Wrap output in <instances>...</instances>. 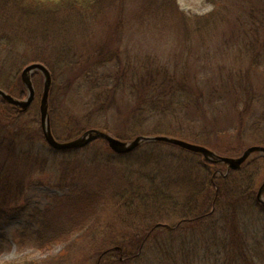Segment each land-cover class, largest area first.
Here are the masks:
<instances>
[{"label": "trees", "instance_id": "16d2710c", "mask_svg": "<svg viewBox=\"0 0 264 264\" xmlns=\"http://www.w3.org/2000/svg\"><path fill=\"white\" fill-rule=\"evenodd\" d=\"M207 2L212 4L211 10L195 13L184 10L178 0H0V42L3 41L0 47L17 51L14 40H21L29 47L21 54L19 52L20 55L17 51L21 64L41 61L51 69L54 81L50 109L61 101L58 102L60 112L69 118V122L80 120L78 126L81 115H84L92 120L90 125L93 127L131 139L139 133L117 129L108 117L163 119L171 115V118L178 119L179 113L172 104L180 106L182 98H186V107L202 108L206 94L199 81L191 78V73L175 77L152 52L135 50L138 53L135 55L133 46L127 44L128 35L134 36L133 39L141 37L152 41L168 39L180 48L168 54V62L175 57L181 64L195 39L205 44L208 50L211 46V52L215 54L227 49L237 58L246 52L252 66L264 71V0ZM48 52L49 57H44ZM217 65L208 94L211 95V104L214 100L217 102L216 96L221 94L219 102L226 104L225 107L229 101H224L227 98L224 96H234L229 106L238 112L239 123L229 133L228 140L232 139L227 142L224 155L237 156L245 150V141H253L254 135L264 129V88L260 90L251 83L250 71L242 73L239 66L227 71L229 78L226 80L221 64ZM56 69L58 72L67 71V77L60 79L62 83L58 82ZM216 76L217 80L214 79ZM42 79L41 73L34 75L37 88L42 86ZM18 81L21 84L19 90L4 89L23 98L27 90L21 77ZM77 95L83 104L81 109L76 107ZM246 95L248 100L245 101ZM63 101L71 110H62ZM0 106V121H4L0 126L1 228L4 221L18 215L22 209L20 195L31 167L34 168L38 161L51 164L56 158L73 163L74 155L82 148L58 150L48 145L47 154L50 156L40 157L34 150L37 134L44 137L42 129L36 132L20 124L24 112L1 96ZM254 108L255 112L251 114ZM247 111L252 118L245 128ZM188 124L193 125L191 129L194 130L199 122L192 120ZM208 127L211 125L200 127L202 132L190 133V130L186 135H179L180 132L175 135L200 141V135L206 132L222 134L221 130ZM183 128L182 125L181 132H185ZM153 130L147 132L156 133ZM92 143L94 152L87 164L94 168L83 169L85 173L97 170L105 173L113 162L127 158L130 165H126L122 173L129 174L131 167L133 172L144 176L147 185L144 184L143 189L148 187V192L143 194L141 186L138 190L133 186L125 189L114 186L112 190L107 177L102 180L105 185L93 187L88 180L74 175L75 166L67 165L65 175L69 190L51 197L35 222L38 226L32 236L41 250L67 244L81 233L76 236L81 248H98L94 264H201L203 261H211V264H264V205L257 197L256 186L264 155H254L255 152L239 169H228L225 163L210 161L201 153L162 141L143 143L124 154L114 152L103 138ZM254 143L264 145V138L256 139ZM162 144L178 149L170 150V154L164 157L156 152ZM134 162L140 167L134 168ZM199 179H203L200 184L197 183ZM175 183L182 190L178 195L179 213L182 214L179 222H186L182 231L179 223L167 227L158 225L160 219H153V216L167 212L171 205L177 208L178 203L171 191ZM103 191H109V194H103ZM113 199H117L120 204L117 207L126 213L117 219V229L112 223L104 224V218L98 214L104 212V207L107 208ZM136 199L141 205H135ZM157 202L161 205H156ZM138 216H141V223L146 218L151 219L140 227L141 223L136 222ZM162 229L181 232L178 242L173 243L171 239L166 243L159 238L157 231ZM66 248L72 251V246L67 245L55 258L57 264H64L62 259L68 254Z\"/></svg>", "mask_w": 264, "mask_h": 264}, {"label": "rangeland", "instance_id": "374dc122", "mask_svg": "<svg viewBox=\"0 0 264 264\" xmlns=\"http://www.w3.org/2000/svg\"><path fill=\"white\" fill-rule=\"evenodd\" d=\"M180 6L184 10H189L195 13H204L212 8V4L207 2V0H178ZM249 1V0H246ZM128 32V30H127ZM132 35H128L127 44L130 46H133L132 52L136 55L138 53L135 52H144L150 51L153 54L157 55L159 59L162 60L163 63H165V67L168 68V70L175 74V77H179V74H189L193 75L191 78L196 82L199 81V83L204 87V91L206 94L205 102L203 103L202 108H196L194 106L186 107L184 105L186 98H182V104L180 106H176L172 104V107L178 111L179 117L178 119L174 116L168 115L165 117H162L163 119H147L141 118L138 119L136 117H129V118H120L118 113L116 112V115L118 117H108L111 119L112 123H115V127L119 130L124 129H131L130 131H135L139 133V135H153V134H169L175 137L176 132H180V134H187L186 132H190L191 127L193 125L188 124L190 121H197L199 122V125H196L197 129L192 130L190 133L195 132H202V128L206 126V124L211 125V128L216 130H221L222 134L219 133H213V132H206L205 135H200V141H194L193 139H186L188 141L210 146L215 152H217L220 155H224L226 149L227 142L229 143L232 138L228 140L229 133H232L238 122V116L237 111L233 108H231L230 103L232 100L234 101V96H224L227 97L224 101H229V104L225 107L226 104L220 103L221 94L217 95L216 101L214 100V103L211 104V95L208 94V88L211 87V77L214 76L217 73V64H221L222 70H223V77L228 80V70L232 69V67H241V72L246 73L250 71L251 75V83H255L257 86L260 87V90L264 88V71L263 68L255 69V67L252 66L251 60H249L248 54L244 52L243 54L239 55L237 58H234L232 53H229L227 49L221 50V52L217 51L218 53L215 54L214 52H211V46L209 47L210 50H208L204 45L200 44L198 40H193L190 45V53L187 54V58L185 57L181 64H179L178 60H176L175 57L171 59L170 62L167 61L168 54H171L175 51H179L180 48L175 47L170 41L162 40V39H152L148 40V38H134ZM197 39V38H196ZM15 43H17L16 50L18 51V55L23 53L24 49H28L26 43L21 42V40H14ZM0 43H3L1 41ZM1 46V44H0ZM208 51H207V50ZM214 49V48H213ZM17 51H8L7 49H2L0 47V83H6L7 85L1 84V88L6 87H12L17 90L21 88V84L18 81V78L21 77V72L23 68L30 63H20L19 56L17 55ZM230 51H234L233 48H230ZM20 52V54H19ZM212 54V55H211ZM32 55V52L29 54ZM44 57H49V52L44 54ZM212 58V59H211ZM19 59V60H18ZM181 61V60H179ZM37 62V61H34ZM261 63V62H259ZM258 63V64H259ZM19 64V65H18ZM45 64V63H44ZM181 65V66H179ZM56 74L58 76V82L62 83L60 81L61 78L67 77V71L65 72H58V69H56ZM217 80V76L214 78ZM43 80V79H42ZM14 81V82H13ZM13 83L11 85L10 83ZM36 85V82H35ZM220 88V87H219ZM42 90H43V84L40 88H37V94L36 98L33 101V103L30 105L29 109L27 111H24V114H21L19 123L22 124L25 128L30 130H40L41 128V121H40V100L42 96ZM219 90V89H218ZM217 90V91H218ZM259 90V91H260ZM213 91L211 90V93ZM61 92V96H62ZM170 92H168L167 95H169ZM217 94L216 92L214 93ZM213 95L212 98L215 96ZM64 97V100L67 99ZM77 103L76 107L78 106L80 109L82 108L83 104L79 96L77 95ZM56 99V97H55ZM124 99H128V97H125ZM169 99V98H168ZM248 100V96H245V101ZM223 101V102H224ZM61 102V101H58ZM56 102L55 105L52 106L51 110V126L53 133L55 137L59 140H69L73 139L79 135H81L84 131L90 129V128H96L93 127V125H90L89 119L85 117L84 115H81L82 121L77 126L80 120H78L76 123H73L72 120L69 122V118L62 115L60 112V103ZM63 107L62 110L68 111L70 109V105H67L66 101H63ZM256 106L258 104H255ZM74 106V105H73ZM229 106V107H228ZM2 106H0V112H1ZM113 108H116L114 105ZM186 109H188L186 111ZM60 112V113H59ZM221 112V113H220ZM255 112V108L253 109V114ZM245 112V118H244V126L247 127L249 124V121L252 117H249L250 114H247ZM94 118L98 119L97 115H94ZM147 119V120H146ZM4 121H0V126L2 125ZM12 123V122H7ZM6 123V124H7ZM15 125V123H12ZM184 126L183 130L185 132H181V126ZM194 127V128H195ZM211 129L210 127H208ZM149 129H155L156 133H149L147 130ZM5 131V128H4ZM129 131V132H130ZM134 132V133H135ZM146 132V133H145ZM80 133V134H79ZM79 134V135H78ZM129 135V134H128ZM136 135V134H135ZM134 135V136H135ZM136 137V136H135ZM135 137H132L131 139H134ZM194 137V136H193ZM130 138V137H129ZM183 138V137H180ZM264 138V129L260 130V133H256L253 137V141L251 139L245 141L246 148L250 145L255 144L254 141L256 139ZM125 139V138H122ZM127 139V140H131ZM185 139V138H184ZM37 145L36 149L34 150L36 153L40 155V157H47L48 155V143L46 142L45 138L39 136L37 134L36 137ZM205 140V141H203ZM205 142V143H202ZM92 142L87 145V147H83L80 149L76 155H74L75 160L73 159V163H68L64 161L63 158H56L51 160V164L49 162L45 164H41L38 161V164L31 167V170L27 171V181L24 190L22 191V194L20 195L22 209L20 213L8 221H4L1 225L0 230V264H57V261L55 258L60 254L64 252L65 247L68 245L69 247L72 246V251H70L68 248H66V251L68 254L64 256V264H94L97 258V249H93L94 247H87L85 249L81 248L80 242L76 241V236L80 235L81 233L75 235L71 242L69 243H60L57 244L53 249L51 250H41L33 238L32 234L37 229L38 226L36 221H38V216L40 210L43 208V206L49 202V199L57 194H64L69 190V187L66 186L69 182L68 178L65 175V167L68 166H75L74 175L78 178H84V180H88L92 183L93 187L101 186L103 183L105 185V182L102 181L105 177L109 179L108 184H111L110 189H114V186H119V189H125L128 187H134L135 190H138L141 186L140 191L143 194H147L148 187L146 189H143V185L147 182L144 180V176L141 174H136V172L132 171L133 168H129L132 170H129V174L122 173L126 167L127 164V158L116 160L111 164V166L108 168L107 172L101 173L98 170L92 171L91 173H85L83 169H93L94 167L91 165H88L90 156H92L94 152V147L91 145ZM163 146H160V149H158L156 152L160 153L162 156H167L170 153V150L172 149H178L177 147L173 146H167L165 144H162ZM178 146V145H176ZM180 147V146H179ZM183 148V147H180ZM45 149V150H44ZM186 149V148H183ZM188 150V149H186ZM92 151V152H91ZM190 151V150H189ZM257 155V154H254ZM133 159H131V162ZM135 167H140L139 164H136L135 162L132 163ZM263 165L262 171L260 172V176L258 177L257 181V190L261 186V184L264 182V160L261 162ZM120 174V175H119ZM72 177V176H71ZM161 179V178H160ZM203 179L198 180V184L202 182ZM78 181V180H76ZM116 182V183H115ZM160 184V183H159ZM198 184H196V187H198ZM187 185V184H186ZM180 188V185L178 183H175L173 188L171 187V191L173 192V198L177 201V208L171 205L169 207V210L165 212L163 215H155L153 216V219H160V222L165 225H173V224H180L179 217L181 218L179 213L181 211V204H180V197L178 196L179 193L182 192ZM117 188H115L116 190ZM163 189V188H162ZM108 193L109 191H103V194ZM170 193V191H169ZM258 193V192H257ZM107 194V195H108ZM203 195L199 197L200 201L202 200ZM112 199V198H111ZM172 199V200H174ZM174 200V201H175ZM195 201H193L194 203ZM135 205H141V202L139 199L135 200ZM18 204V203H17ZM156 205H161V202H157ZM120 206L117 199H113L109 201V204L104 207V212H99V216L101 215L103 219V223L109 225L110 223L114 224V228L117 229V225L119 224L118 218L120 216H125V211L123 209H119ZM18 208V207H16ZM17 210V209H16ZM120 210V211H119ZM19 211V210H18ZM143 212V211H141ZM102 213V214H100ZM264 215V214H263ZM160 216V217H159ZM255 217L261 218L258 215H254ZM264 216H262L263 218ZM141 219V216L137 217V224L141 223L139 221ZM151 218H146L143 220V224L149 223ZM136 220V219H134ZM180 221V222H179ZM141 223L140 227L143 226ZM186 225V222H182L180 224L181 228L180 231L184 229V226ZM191 226V224H189ZM134 227V226H133ZM82 232V231H81ZM181 232H167V230L162 229L160 231H157V235L159 238L163 239L166 243L173 239V243L178 242V238ZM101 248V247H100ZM91 250V251H90ZM32 262V263H31ZM201 264H211V261H207ZM199 263V262H195Z\"/></svg>", "mask_w": 264, "mask_h": 264}, {"label": "water", "instance_id": "95a60500", "mask_svg": "<svg viewBox=\"0 0 264 264\" xmlns=\"http://www.w3.org/2000/svg\"><path fill=\"white\" fill-rule=\"evenodd\" d=\"M36 71L41 72L44 78L42 96L40 100L41 127L47 143L55 149L83 148L92 141L103 138L108 142L109 147L114 152L122 154L134 150L137 146L144 142L165 141L179 145L188 150L201 153L206 159L210 161L225 163L228 166V169L240 168L241 165L246 160H248L254 152H259L261 155H264V145L260 144H253L248 146L242 152V154L238 156H229L220 155L206 145L194 143L167 134L138 135L134 139L126 140L119 138L100 128H90L73 139L59 140L55 137L51 126V117L49 113V97L53 85V76L51 70L47 65L37 61L32 62L23 68L21 72V78L24 86L28 90L27 96L25 98H18L1 87L0 96L8 103L19 107L20 110L26 111L36 98L37 91L33 82V74ZM258 199L264 205V182L259 187Z\"/></svg>", "mask_w": 264, "mask_h": 264}]
</instances>
